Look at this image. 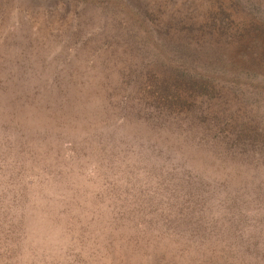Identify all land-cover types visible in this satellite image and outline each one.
<instances>
[{"label":"rangeland","instance_id":"obj_1","mask_svg":"<svg viewBox=\"0 0 264 264\" xmlns=\"http://www.w3.org/2000/svg\"><path fill=\"white\" fill-rule=\"evenodd\" d=\"M256 43L264 0H0V264H264V161L205 140H264Z\"/></svg>","mask_w":264,"mask_h":264},{"label":"trees","instance_id":"obj_2","mask_svg":"<svg viewBox=\"0 0 264 264\" xmlns=\"http://www.w3.org/2000/svg\"><path fill=\"white\" fill-rule=\"evenodd\" d=\"M258 44L262 45V51H264V43H258ZM252 45L253 43L251 44L248 43L247 46L248 48H252L251 47ZM163 54L166 57L167 62L169 63L167 64V68H164L163 70L164 72L170 73L173 76L174 80L173 78H170L171 77L170 74H155L154 76L157 77L158 82L156 83L154 88L158 91L160 83L164 79H167V80L170 79L173 82L171 83V87L169 89L176 88L175 83L183 87L184 89H188L186 94L191 103L187 104V115L186 116H188V118H186V120L191 122V120H193L194 118V115H196V106H195L196 104L192 102L193 101L192 98L194 96L193 94L196 93V91L200 89L201 87H204V85H206L209 81L210 82L212 81L211 77L206 76V74L210 73V71L199 70V69L194 68L193 64L190 61L193 55L188 54L187 50L174 51L175 56L173 57L166 55V53H163ZM182 54H184V56H181ZM181 58H186L189 63L186 65L183 61H181ZM258 58H259V65H261V69H263L264 71V52L260 55V57L258 55ZM168 59L170 60V62L168 61ZM173 71L174 73H172ZM250 75H256V74L253 73ZM215 78L216 77H214V79ZM262 78H264V75L262 76ZM196 94H199V93H196ZM200 98L203 100V95ZM197 107L199 108V111H200L199 114H202L201 105ZM225 130H226L225 127H222L220 129H215L214 131L209 133V136L206 135L207 137H205V140L210 142L207 145V147L211 148L214 151V153H217V152L219 154L229 153L231 156L236 157L239 162H245V163L253 162L255 164H259L264 161V140L259 139V137L255 136L254 133L241 134V135H238V137L237 136L232 137L230 131L228 130L225 131ZM252 131L255 132L254 130ZM180 132H182L183 134H186V133L196 134V133H193L191 129H186L185 132L183 131H180ZM222 132H224V134L219 137L218 135H220ZM198 136L199 138H202L205 135L199 134ZM215 143L218 146L216 149L214 146ZM258 233H261L264 235V225H262L258 229Z\"/></svg>","mask_w":264,"mask_h":264}]
</instances>
